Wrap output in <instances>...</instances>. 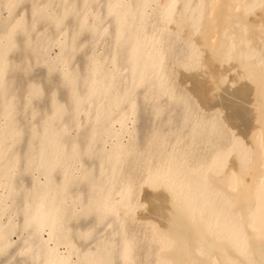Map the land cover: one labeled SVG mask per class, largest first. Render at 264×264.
I'll return each instance as SVG.
<instances>
[{
  "label": "bare ground",
  "instance_id": "1",
  "mask_svg": "<svg viewBox=\"0 0 264 264\" xmlns=\"http://www.w3.org/2000/svg\"><path fill=\"white\" fill-rule=\"evenodd\" d=\"M0 264H264V0H0Z\"/></svg>",
  "mask_w": 264,
  "mask_h": 264
}]
</instances>
